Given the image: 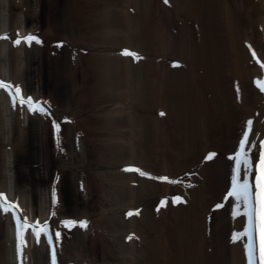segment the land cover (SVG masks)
Instances as JSON below:
<instances>
[{
  "label": "bare ground",
  "instance_id": "1",
  "mask_svg": "<svg viewBox=\"0 0 264 264\" xmlns=\"http://www.w3.org/2000/svg\"><path fill=\"white\" fill-rule=\"evenodd\" d=\"M33 1L0 0V77L11 81L8 89L0 83V186L45 218L59 183L53 173L70 176L74 213L88 224L76 225L72 238L57 236L49 261L36 237L24 234L22 264H255L257 254L245 253L250 208L240 196L229 207L222 194L238 178L260 186L264 96L255 82L264 81V0ZM249 11L260 17L246 19ZM7 34L16 40L6 42ZM40 38L45 45L35 47ZM124 49L133 58L117 53ZM43 65L62 80L46 84ZM22 88L47 112L16 103L11 92ZM34 133L47 181L22 193L20 171L36 161L22 140ZM245 136L252 166L246 159L229 180ZM140 168L159 180L136 179ZM173 192L179 205L161 196ZM158 198L159 216L140 209ZM62 218L52 216L59 233ZM232 228L241 234L235 241ZM12 231L0 214V264H12Z\"/></svg>",
  "mask_w": 264,
  "mask_h": 264
},
{
  "label": "rangeland",
  "instance_id": "2",
  "mask_svg": "<svg viewBox=\"0 0 264 264\" xmlns=\"http://www.w3.org/2000/svg\"><path fill=\"white\" fill-rule=\"evenodd\" d=\"M31 1H33V0H31ZM44 3L46 4L47 2H44ZM46 12H45V15L47 17V13ZM248 14L249 15L247 17L245 16L246 19H255L259 15V13L255 14L252 11H249ZM59 21L60 20L56 21L57 25H60L58 27L60 29H62L63 25H64V22H62V21L59 22ZM33 58H34L33 59L34 60L33 61V65L35 66V63L38 60L36 59V57H33ZM47 63L48 62L45 61V64H47ZM43 69L44 70L41 71V75H44V79L47 80L46 84L49 83V86H51L52 84L56 85L58 83V81L62 80V79L58 78V77H60L59 74L56 77V75L54 74V70L49 69L47 66H46V68L44 66ZM67 90L68 89H66V87L63 86L62 94L64 96H63V98H61V100H63V102H65L66 99L68 98L67 97L68 96ZM60 92H61V90H60ZM35 133L31 134V135L28 134L27 138H25L22 141L25 143V146L29 147V152L28 153H31L30 155H32V159L33 160L36 159V162L40 163V165H39V167H34V169H32L31 167L25 166V168H27V169H24L22 172L20 171V173H21V179L20 180H23V182L20 181V183L24 184L25 187H28L27 189L31 188L30 185L35 186L36 188H34V191H35V189H38V188L40 189V187H43V183H46V181H47L46 180L47 179V176H46L47 173H46V170H45L46 166H44L43 164L41 165V163L43 161V159H42L43 150L40 147V145L42 144V139H41L40 134L36 135ZM38 133H40V132H38ZM0 146H1V143H0ZM46 150H47V148H46ZM0 154H1V149H0ZM28 173H29V175H28ZM73 185H75V184L73 183ZM73 189H75V188H73ZM34 191H33V193H34ZM75 193H76V191H75ZM75 193L72 190V193H71L73 195L72 198H71L72 195L69 194V196H70L69 197L67 193H64L66 195L65 200H64V202L66 204V208L64 210L65 213L67 212L69 214H76V213H74V206H75L74 204H76L75 202H77V196H76ZM114 193H116V188L114 189ZM36 212H38V211H36Z\"/></svg>",
  "mask_w": 264,
  "mask_h": 264
},
{
  "label": "snow or ice",
  "instance_id": "3",
  "mask_svg": "<svg viewBox=\"0 0 264 264\" xmlns=\"http://www.w3.org/2000/svg\"><path fill=\"white\" fill-rule=\"evenodd\" d=\"M27 39H28L29 42H31L32 40L37 39V37L29 36ZM17 43H20V41L18 40ZM128 54L135 55V53H128ZM0 83H2V82H0ZM6 87H11V86H6ZM32 103H33V105H35L36 102L32 101ZM37 109H39V111H41V112H45V113L47 112V108L43 107L42 104L39 105V106H34L33 107V111L34 112L37 111ZM59 128H60V125L57 124V129H59ZM247 146H248V136H245L244 137V143L241 145L239 153L237 154V156L233 157V159H237V158L240 159V163H238L236 165L237 177H239V175L241 173V165L245 162L246 159H247V162H248L249 166L250 167L252 166V161H251L250 158L247 157V153H246V150H245ZM213 155H215V153H213ZM211 158H212V156H209V159H211ZM260 173H261V178H260L259 183H260V189H261V202H262V205H264V160L260 161ZM163 179H168V177H163ZM231 195L240 196L241 198L248 197L249 196L248 185L244 184L242 190H238L237 187H233ZM2 198H3V194H0V199H2ZM181 199H183V198L182 197H177L176 198L177 203H179ZM17 207H18V205H17ZM249 208H250L249 215L251 216L252 215V212H251L252 200L250 198H249ZM17 220H18V222H20V217L19 216L17 217ZM64 223L66 225L72 226V225H74L77 222L76 221H64ZM82 223H83V225L85 227H87L88 222L86 220L83 221ZM27 226L29 228H35L37 236H40L43 233H47L48 234V238L52 239V226H51V223H47V224L41 225L40 222L37 221L35 224L29 223ZM252 227H253V225L250 222L249 223V229L251 230ZM262 229H264V211H262ZM57 235H60L62 237L63 233H57ZM23 237H24V233L22 231L21 232L22 241H23ZM21 253L23 254V243L21 244ZM249 256L251 257V249L249 250Z\"/></svg>",
  "mask_w": 264,
  "mask_h": 264
}]
</instances>
